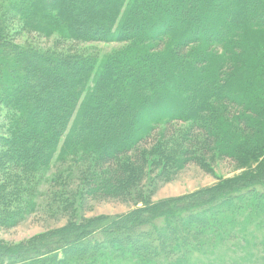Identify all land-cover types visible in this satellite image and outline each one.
Listing matches in <instances>:
<instances>
[{
	"label": "trees",
	"instance_id": "16d2710c",
	"mask_svg": "<svg viewBox=\"0 0 264 264\" xmlns=\"http://www.w3.org/2000/svg\"><path fill=\"white\" fill-rule=\"evenodd\" d=\"M25 32L122 46L42 50L17 43ZM1 109L0 226L34 210L50 180L115 195L160 166L161 150L178 167L211 152L246 169L17 246L0 240V264H264V0H0Z\"/></svg>",
	"mask_w": 264,
	"mask_h": 264
},
{
	"label": "rangeland",
	"instance_id": "374dc122",
	"mask_svg": "<svg viewBox=\"0 0 264 264\" xmlns=\"http://www.w3.org/2000/svg\"><path fill=\"white\" fill-rule=\"evenodd\" d=\"M16 40L18 44L27 47L65 53L98 54L100 57L122 46V43L118 42L62 40L56 35L45 36L36 32H25L18 35ZM3 120H6V112L3 113L1 109L0 136L4 134L3 129L5 130ZM164 126L158 128L159 135L163 134ZM170 126H174V130H180V136L187 127L186 124L177 122ZM143 145L146 146H141L140 151L151 150L152 146H148L149 143ZM157 154L164 156L160 166L153 171L148 169L147 173L139 180L136 177H127L115 195L105 196L94 193L90 195L87 190H81L79 177L73 179L66 187L54 185L51 180L49 183L47 181L42 185L38 197L29 198L34 202V210L29 211L25 215L26 217L15 226H0V240L8 246H17L31 238L44 235L50 230L64 227L70 221H79L82 218L89 219L100 215H124L135 207L143 206L145 202H155L162 198L188 194L202 187L216 184L221 179L240 174L243 169H246L235 168L234 161L211 152L208 154L205 152L198 153V155L204 156L205 166L201 165L200 160H198L190 161L182 167H178L176 161H171L163 153V150L157 151ZM58 167L59 164L54 162L50 171L45 173L46 176H52V171H56ZM62 169H65L64 163ZM161 172L164 175L158 177ZM62 191L66 195L58 197L57 194L60 195Z\"/></svg>",
	"mask_w": 264,
	"mask_h": 264
}]
</instances>
